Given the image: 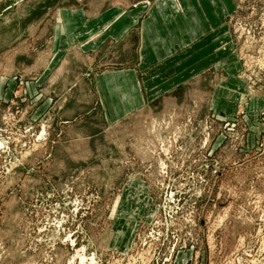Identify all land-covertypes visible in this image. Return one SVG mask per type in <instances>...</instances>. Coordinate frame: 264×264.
<instances>
[{"label": "rangeland", "instance_id": "obj_1", "mask_svg": "<svg viewBox=\"0 0 264 264\" xmlns=\"http://www.w3.org/2000/svg\"><path fill=\"white\" fill-rule=\"evenodd\" d=\"M155 1L0 0V264H264V109L250 110L264 98V0H236L227 21L234 96L205 74L107 123L92 85L135 49L105 47L94 66L60 46L52 68L65 11Z\"/></svg>", "mask_w": 264, "mask_h": 264}, {"label": "crops", "instance_id": "obj_2", "mask_svg": "<svg viewBox=\"0 0 264 264\" xmlns=\"http://www.w3.org/2000/svg\"><path fill=\"white\" fill-rule=\"evenodd\" d=\"M236 10V0H156L153 4L131 8L110 7L94 13L89 20H86L85 8L67 10L63 13L67 24L57 27L53 34L51 47L57 54L52 68L60 46L81 45L82 53L93 54L94 66L102 62L97 60L105 47L135 49V60L131 59L124 68L121 60V68L97 74L92 85L95 104L100 102L98 106L107 123L124 118L142 105L151 107L162 98L178 95L190 82L205 74L225 76V91L234 96L235 91L244 88L237 76L240 64L231 55L234 43L227 23ZM98 32V40L83 42ZM222 46L225 50L221 51ZM67 54L72 58V49ZM117 56L116 53L118 63ZM48 76L43 72L37 76L39 88ZM220 86V83L216 86L215 97L221 93ZM217 99L215 103L213 99L212 109L220 112L223 108L220 110ZM51 106L46 100L36 112L43 115ZM232 107L229 103L225 112H232ZM262 109L264 98L250 102L251 112Z\"/></svg>", "mask_w": 264, "mask_h": 264}, {"label": "water", "instance_id": "obj_3", "mask_svg": "<svg viewBox=\"0 0 264 264\" xmlns=\"http://www.w3.org/2000/svg\"><path fill=\"white\" fill-rule=\"evenodd\" d=\"M201 224H202V225L204 224L203 221L201 222Z\"/></svg>", "mask_w": 264, "mask_h": 264}]
</instances>
